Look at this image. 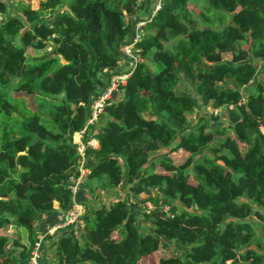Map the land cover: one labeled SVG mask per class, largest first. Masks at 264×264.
I'll return each instance as SVG.
<instances>
[{
  "label": "trees",
  "instance_id": "trees-1",
  "mask_svg": "<svg viewBox=\"0 0 264 264\" xmlns=\"http://www.w3.org/2000/svg\"><path fill=\"white\" fill-rule=\"evenodd\" d=\"M38 3L11 13L0 0V264H25L42 216L54 202L63 213L71 206L72 136L82 129L98 142L86 146L91 194L123 184L158 209L143 215V230L128 196L90 204L80 240L63 231L50 264H139L162 245L172 254L156 264H264V84L251 86L264 61V0H160L152 13L154 4L121 99L86 127L93 97L120 73L142 3ZM199 107L221 108L228 126H210ZM164 149L186 156L153 157Z\"/></svg>",
  "mask_w": 264,
  "mask_h": 264
},
{
  "label": "built area",
  "instance_id": "built-area-1",
  "mask_svg": "<svg viewBox=\"0 0 264 264\" xmlns=\"http://www.w3.org/2000/svg\"><path fill=\"white\" fill-rule=\"evenodd\" d=\"M160 7V0H157L152 13H154ZM145 21H137L135 24V33L132 39L121 46V62L125 59L129 60L131 67L136 63V57L132 52L133 45L140 41L143 35L142 26ZM128 71L121 72L113 75L107 85L102 89V91L93 97L90 103V117L86 122V126L93 124L98 116L103 111L104 106L112 99L113 94L119 91V89L125 84L127 77L129 76ZM244 97H241L240 102H244ZM232 107L231 105L229 106ZM219 108H214L211 110L213 114L218 113ZM84 127V128H85ZM84 129L75 132L72 136V141L77 146V173L76 175H70L67 179V187L71 192V206L65 211L61 221L52 225L47 231L38 235L37 240L31 247L29 257L25 264H40L42 258V245L47 236L52 232H57L64 230L69 232L74 238L80 240L81 234L84 231V219L83 215L85 213V204L76 200V194L82 184V182L87 178L91 172V168L85 165L86 158V144L83 140ZM129 203L138 209L141 215H150L151 212L156 210V205L149 199L146 198H131ZM158 209V208H157ZM160 212L169 217L172 216L171 206L169 204H163L160 208Z\"/></svg>",
  "mask_w": 264,
  "mask_h": 264
},
{
  "label": "crops",
  "instance_id": "crops-1",
  "mask_svg": "<svg viewBox=\"0 0 264 264\" xmlns=\"http://www.w3.org/2000/svg\"><path fill=\"white\" fill-rule=\"evenodd\" d=\"M141 3H142V10L144 13H138L136 15V19L139 20V21H145L143 20L142 18L147 15V11L150 10L151 8H153V5L155 4L154 1L155 0H140ZM144 4V5H143ZM137 23V22H136ZM135 23V24H136ZM135 24H134V28H133V34L135 33ZM224 59H230V55L229 54H225L224 55ZM258 62V65H257V71L255 72V75L256 73L260 72L261 70H264V61H261L260 59L257 60ZM130 63L127 62V60H124V61H120L119 65L117 66V68H115L113 70V72H126V70H129L130 68ZM117 74V73H116ZM259 74V73H258ZM260 76V74L258 75V77ZM244 93V100L245 99V92ZM242 94V93H241ZM112 98H115V99H121V94L120 92H116L115 94H113ZM204 109L203 111L206 113L208 112V115L209 113H211V110L212 108L210 107H201V109ZM221 109V108H219ZM195 116V115H193ZM84 140V139H83ZM85 144L90 147L91 150H94L96 149L97 145H98V142L96 139H94L92 136H88L87 139L84 140ZM164 151H166V149H164ZM162 152L161 151H158L156 152L153 157L159 155L160 153ZM85 161L88 162V167L91 168V165H92V162H91V156L88 155L87 158H85ZM157 170V169H156ZM86 181H84L77 194H76V200H82V201H85V207L87 208L88 206H90V204H95V205H98V204H105V205H108L110 203H113V202H116L117 200L119 199H124L126 196H128L129 199L131 198H137L136 196H134L127 187H123V184L122 185H119L115 188H112V189H108L106 192H103L102 195L99 197V198H95V196L93 194H91V189L86 185L85 183ZM85 184V186H84ZM133 206V205H132ZM134 209L138 212V209L135 208V206H133ZM54 209H55V213H52L50 215H43L42 216V220L41 222H39V226H38V229H39V234L41 233H44L45 231H47L52 225H54L55 223H58L59 221H61L64 213L59 209V205L57 202H54ZM86 210V209H85ZM143 215H141L139 212H138V222L140 223V226L142 225H145L146 227L149 226V223L148 222H145V224L142 223V218ZM149 228V227H148ZM20 231H22L20 229ZM64 230L62 231H57V232H52L49 234V238H47L46 242L44 240L43 242V245H42V257L44 259V257L48 258V260H50L52 258V254H53V251H54V248H55V243L58 239V236L63 232ZM113 236L114 237H117V232L113 233ZM42 259V258H41Z\"/></svg>",
  "mask_w": 264,
  "mask_h": 264
},
{
  "label": "rangeland",
  "instance_id": "rangeland-1",
  "mask_svg": "<svg viewBox=\"0 0 264 264\" xmlns=\"http://www.w3.org/2000/svg\"><path fill=\"white\" fill-rule=\"evenodd\" d=\"M6 2L7 4V8L8 10L11 12V13H14L15 12V6H18V5H26V4H29L32 8H37L38 7V2L39 0H3ZM198 6L197 9H199L200 7V3L197 4ZM192 9L193 12H197L196 10V7L194 8L193 6H190ZM50 48H47L46 52H50ZM33 54V53H32ZM38 54V53H37ZM36 55V54H35ZM259 73V72H258ZM258 73H256V76L253 77L252 79V85L251 86H254V84L259 81V82H262L264 84V75H262L261 77L259 76L258 77ZM254 80V81H253ZM240 88V87H239ZM244 91H245V88H244ZM204 109L201 107H199L197 109V113L196 115L200 116L201 118L200 119H203L204 120H207L210 124V126L212 127H217V128H224L225 126H228V121L225 119V117L222 115V116H217V113L216 114H213L212 112V116H209L208 115V112H204L203 111ZM220 113V109L218 111V114ZM210 114V113H209ZM198 116H192L191 119L192 120V124H195V122H199L198 120ZM226 132H228V127L225 128ZM164 153H167L169 154V158L175 163V164H178L180 163L184 157L186 156L185 152L181 151V150H172V151H169V152H166L164 150H162L161 154H164ZM156 169L157 170H160L161 168H159V166H156ZM190 181H191V178H190ZM193 181V180H192ZM98 190V189H97ZM152 191V190H150ZM249 220L254 224V226L256 227V229L259 228V226L261 225V223H258L255 219L254 216H251L249 218ZM141 228L143 230H146L148 229V227H146L145 225H142ZM21 240L22 242L26 243V231L25 229L21 228ZM62 231V230H60ZM49 238V237H47ZM47 238L45 239V242L47 240ZM172 249H173V246L171 245H162L156 252H154L152 255L150 256H147V257H144L142 258L140 261H139V264H156V262L163 256H167V255H170L172 254ZM46 258V257H44ZM44 260V259H43ZM43 264H50V262L48 261V258H46L43 262ZM79 264H83V263H79ZM86 264V263H84Z\"/></svg>",
  "mask_w": 264,
  "mask_h": 264
},
{
  "label": "water",
  "instance_id": "water-1",
  "mask_svg": "<svg viewBox=\"0 0 264 264\" xmlns=\"http://www.w3.org/2000/svg\"><path fill=\"white\" fill-rule=\"evenodd\" d=\"M190 168H191V166H190Z\"/></svg>",
  "mask_w": 264,
  "mask_h": 264
}]
</instances>
